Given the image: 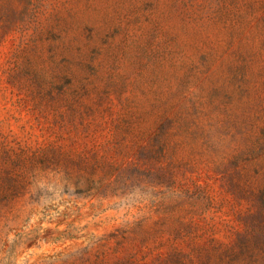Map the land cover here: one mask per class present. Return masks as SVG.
Instances as JSON below:
<instances>
[{
  "label": "rangeland",
  "instance_id": "obj_1",
  "mask_svg": "<svg viewBox=\"0 0 264 264\" xmlns=\"http://www.w3.org/2000/svg\"><path fill=\"white\" fill-rule=\"evenodd\" d=\"M0 264H264V0H0Z\"/></svg>",
  "mask_w": 264,
  "mask_h": 264
}]
</instances>
